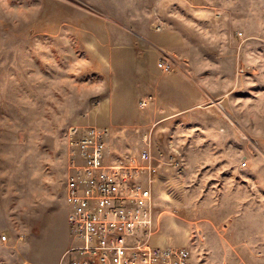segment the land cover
<instances>
[{"label": "rangeland", "instance_id": "rangeland-1", "mask_svg": "<svg viewBox=\"0 0 264 264\" xmlns=\"http://www.w3.org/2000/svg\"><path fill=\"white\" fill-rule=\"evenodd\" d=\"M159 63L194 107L157 102ZM89 126L112 160L147 137L156 243L264 264V0H0V264H63L69 132Z\"/></svg>", "mask_w": 264, "mask_h": 264}, {"label": "built area", "instance_id": "built-area-1", "mask_svg": "<svg viewBox=\"0 0 264 264\" xmlns=\"http://www.w3.org/2000/svg\"><path fill=\"white\" fill-rule=\"evenodd\" d=\"M158 67L164 73L171 71L166 64ZM149 100H142L141 107ZM109 136V129L95 126L69 132L71 167L64 201L72 242L62 263L193 264L188 249L163 246L153 239V189L161 172L147 137L137 156L112 160Z\"/></svg>", "mask_w": 264, "mask_h": 264}, {"label": "crops", "instance_id": "crops-1", "mask_svg": "<svg viewBox=\"0 0 264 264\" xmlns=\"http://www.w3.org/2000/svg\"><path fill=\"white\" fill-rule=\"evenodd\" d=\"M163 57H164V55L161 58H163ZM158 69H159V67H158ZM179 71H183V70L180 69ZM179 71H177V70L175 72L170 71L169 73H164L162 71L163 74H169V75H167L168 76L167 79L164 80L160 84V86H153V90H151V92L155 96L157 102H159V103H163V104L167 103L168 105H171L172 107L177 108L179 110L182 107H183V109H190V108L194 107L195 97L193 95L190 97L189 92L185 91L186 89L189 90V86H185V87L180 86L183 84V82L181 81L180 75L176 74V72H179ZM193 82H195V81L193 80ZM180 88L184 89V92H181ZM159 92H160V96H161L160 98L157 96V93H159ZM146 99H148V98H146ZM149 101H148V103H149ZM172 107H170V108H172ZM108 144H109V142H108ZM108 153H109V149H108ZM173 165H174L173 163H169V167H174Z\"/></svg>", "mask_w": 264, "mask_h": 264}]
</instances>
